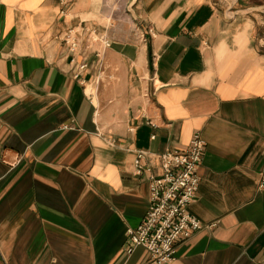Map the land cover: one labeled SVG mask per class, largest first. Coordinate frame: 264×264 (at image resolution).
I'll return each instance as SVG.
<instances>
[{
  "label": "crops",
  "instance_id": "crops-1",
  "mask_svg": "<svg viewBox=\"0 0 264 264\" xmlns=\"http://www.w3.org/2000/svg\"><path fill=\"white\" fill-rule=\"evenodd\" d=\"M197 130L208 225L166 264H264V0H0V264L146 262L137 150Z\"/></svg>",
  "mask_w": 264,
  "mask_h": 264
},
{
  "label": "built area",
  "instance_id": "built-area-1",
  "mask_svg": "<svg viewBox=\"0 0 264 264\" xmlns=\"http://www.w3.org/2000/svg\"><path fill=\"white\" fill-rule=\"evenodd\" d=\"M75 33L70 29L64 38L73 47L78 43ZM86 65L84 62L81 66ZM205 151L206 141L197 130L185 148L159 153L162 172L157 174L153 164L145 160L147 150H137L136 172H147L150 203L140 223L128 226L126 250L130 253L139 245L146 247L150 257L143 264H166L174 260L179 242L208 225L189 211L199 188L198 170ZM258 186L264 188V166Z\"/></svg>",
  "mask_w": 264,
  "mask_h": 264
},
{
  "label": "water",
  "instance_id": "water-1",
  "mask_svg": "<svg viewBox=\"0 0 264 264\" xmlns=\"http://www.w3.org/2000/svg\"><path fill=\"white\" fill-rule=\"evenodd\" d=\"M131 10H132V8H131V5H130V7H129Z\"/></svg>",
  "mask_w": 264,
  "mask_h": 264
}]
</instances>
